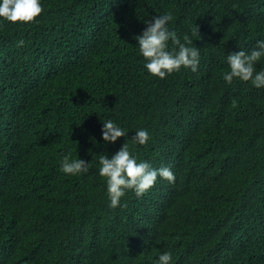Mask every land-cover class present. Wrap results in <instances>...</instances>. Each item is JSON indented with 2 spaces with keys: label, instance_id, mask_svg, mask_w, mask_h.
Segmentation results:
<instances>
[{
  "label": "trees",
  "instance_id": "16d2710c",
  "mask_svg": "<svg viewBox=\"0 0 264 264\" xmlns=\"http://www.w3.org/2000/svg\"><path fill=\"white\" fill-rule=\"evenodd\" d=\"M41 3L34 23L0 22V264H158L165 251L264 264V89L222 78L228 53L264 39V0ZM165 13L200 48L196 72L144 68L135 37ZM108 119L127 132L115 143L101 138ZM139 129L148 144L131 139ZM123 143L175 181L113 208L99 157ZM65 156L89 172L64 174Z\"/></svg>",
  "mask_w": 264,
  "mask_h": 264
},
{
  "label": "clouds",
  "instance_id": "9594fccd",
  "mask_svg": "<svg viewBox=\"0 0 264 264\" xmlns=\"http://www.w3.org/2000/svg\"><path fill=\"white\" fill-rule=\"evenodd\" d=\"M44 11L41 0H0V22L15 24L34 23ZM171 13L154 16L151 21L144 20L146 27L136 36L139 53L145 58L144 68L151 75L160 79L178 73L181 68L196 72L200 62V48L193 44L192 36H178L169 29ZM199 35L198 27L193 35ZM23 44V41H20ZM264 58V39H257L256 47L250 52L243 49L227 55L229 70L222 74L226 84L234 79L251 82L257 89H264V67L257 70V64ZM125 129L113 120L102 122L101 138L105 143H115L117 138L125 137ZM138 145H146L150 134L146 129L135 130L131 138ZM95 143V141H93ZM99 175L106 181V191L110 207L120 205L121 198L131 190L140 197L155 185L158 177L169 183L175 181V175L169 167L153 168L148 161L137 160L125 143L110 157H99ZM89 161L82 158L63 157L60 171L69 176H79L89 172ZM158 264H174L172 254L168 251L158 256Z\"/></svg>",
  "mask_w": 264,
  "mask_h": 264
}]
</instances>
